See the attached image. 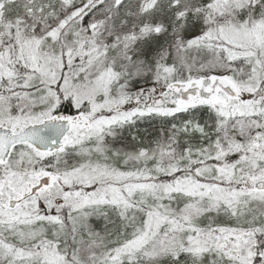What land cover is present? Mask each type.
I'll use <instances>...</instances> for the list:
<instances>
[{"label": "snow or ice", "instance_id": "1", "mask_svg": "<svg viewBox=\"0 0 264 264\" xmlns=\"http://www.w3.org/2000/svg\"><path fill=\"white\" fill-rule=\"evenodd\" d=\"M0 264H264V0H0Z\"/></svg>", "mask_w": 264, "mask_h": 264}]
</instances>
